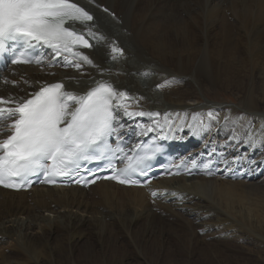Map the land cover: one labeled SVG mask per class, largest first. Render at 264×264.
<instances>
[{
	"label": "bare ground",
	"instance_id": "1",
	"mask_svg": "<svg viewBox=\"0 0 264 264\" xmlns=\"http://www.w3.org/2000/svg\"><path fill=\"white\" fill-rule=\"evenodd\" d=\"M70 1L93 16L71 24L89 41L75 50L90 62L69 55L81 67L66 65L43 45L35 62L0 72V97L18 103L44 85L76 95L111 85L129 97L115 109V123L130 147L153 132L178 158L170 173L143 187L107 180L88 188L0 187V264H228L217 248L245 242L241 222L255 240L254 261L264 264V0ZM9 122L0 123V140ZM167 232L174 248L162 239ZM111 233L124 235L144 259L129 262L117 235L100 238ZM211 246L212 255L195 258Z\"/></svg>",
	"mask_w": 264,
	"mask_h": 264
},
{
	"label": "snow or ice",
	"instance_id": "2",
	"mask_svg": "<svg viewBox=\"0 0 264 264\" xmlns=\"http://www.w3.org/2000/svg\"><path fill=\"white\" fill-rule=\"evenodd\" d=\"M91 21L93 16L70 0H0V51L6 50L9 40H22L25 48L33 47V42H42L55 56L63 55L66 65L80 68V63L69 59V55L90 62L75 49L91 45L84 35L65 24ZM89 33L92 34L90 29ZM121 52L113 48V53ZM24 55L21 52L12 63L31 62L23 59ZM128 98L125 92H117L104 83L85 95L66 92L63 85L56 83L41 87L32 98L22 102L0 98V105L15 104L14 107L0 106V123L11 120V134L0 140V185L19 189L30 185L29 177L36 173H43L47 183H54L55 177L79 175L82 165L93 161H105L112 170L113 174L106 179L126 185L140 184L134 176L145 174L141 165L147 157L127 156L125 159L124 155H117L122 154L123 149L118 146L114 149L110 142L114 133L118 135L115 109L123 107L120 101ZM125 114L145 115L127 110ZM208 116L215 119L212 112ZM166 123L171 122L166 120ZM245 142L252 143L251 134ZM117 163L124 166L118 168Z\"/></svg>",
	"mask_w": 264,
	"mask_h": 264
},
{
	"label": "rangeland",
	"instance_id": "3",
	"mask_svg": "<svg viewBox=\"0 0 264 264\" xmlns=\"http://www.w3.org/2000/svg\"><path fill=\"white\" fill-rule=\"evenodd\" d=\"M118 19V21H120V18L118 17L117 18ZM210 94H212L211 96L212 97H216V99H218V100H220V99H223L224 98V100H226L228 103H231V102H233L234 101V95H232L230 92H222V91H214V92H211ZM238 231H240V232H242V233H244L245 235H246V239H245V242L244 243H241V244H239V245H237V246H234V245H229V248L227 249V248H225L224 249V246L223 245H221V247H219V248H217L219 251L218 252H220L221 254H223V257H226V258H228V260L226 261V263H228V264H257L254 260V257H255V255L254 254H256L257 253V246L255 245V243H254V241L255 240H253V241H251V240H249L250 238H247V237H252V235L250 234V232H249V230L247 229V227H246V225L243 223V222H241V224H240V226L238 227V229H237ZM168 233V234H167ZM167 233H165V235H164V238H162V239H166V240H168L170 243H173L172 244V247L174 248L175 247V243H174V241H172V234L171 233H169V232H167ZM112 235V236H111ZM113 235L114 236H118L117 238H118V242H120L119 244L121 245V250H122V252H124L125 251V254L127 255V257H128V261L129 262H132V263H135L136 261H140V260H143L144 259V257L142 258V256H144V255H142V253H141V250L140 249H137V248H135V247H133L132 245H130V244H128V241H127V239H125V236L124 235H119V234H116V233H114V234H105L104 236H101L100 238L103 240L104 238L106 239V241H112L111 239H113ZM167 235V236H166ZM62 235H60L59 237H61ZM108 236V237H107ZM104 237V238H103ZM101 240V241H102ZM123 241V242H122ZM248 241H249V243H248ZM90 242L92 243V244H94L95 245V243L94 242H96V240H95V238L94 237H92L91 236V238H90ZM251 242V243H250ZM97 244H99V243H97ZM82 245V244H81ZM127 245V246H126ZM96 246V245H95ZM97 247V246H96ZM112 247V246H111ZM133 247V248H132ZM213 247H215V246H211V247H209V250H208V248H206V249H203V250H198L197 252H196V254H195V258L196 259H199L200 257H199V253L201 254L202 252H205L206 253V255L208 256V255H212V252H214L213 250H215V248H213ZM249 247H250V249H249ZM123 248V249H122ZM78 249H80V248H78ZM240 249V250H239ZM68 249H66V251H67ZM138 250V251H137ZM243 250V251H242ZM255 250V251H254ZM200 251V252H199ZM226 251H227V253H226ZM246 251V252H245ZM139 252V253H138ZM256 252V253H255ZM69 253H70V251H69ZM234 254H236V255H234ZM246 254H247V256H246ZM253 254V255H252ZM58 256H60V255H63L62 253H58L57 254ZM136 255H137V257H136ZM244 256V257H243ZM140 257V258H139ZM138 258V259H137ZM179 258H181V256H177V259H179ZM249 258H252L253 259V261H252V259H249ZM246 259V260H245ZM249 261H248V260ZM168 259H166V261H167ZM232 260V261H231ZM248 262V263H247ZM159 263V262H158ZM144 264H148V262L147 261H145L144 260ZM160 264H163V262H160Z\"/></svg>",
	"mask_w": 264,
	"mask_h": 264
}]
</instances>
